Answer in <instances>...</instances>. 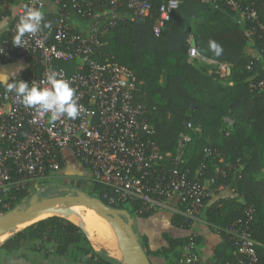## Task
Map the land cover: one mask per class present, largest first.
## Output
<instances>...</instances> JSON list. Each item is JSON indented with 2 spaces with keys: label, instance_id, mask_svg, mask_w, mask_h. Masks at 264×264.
I'll use <instances>...</instances> for the list:
<instances>
[{
  "label": "built area",
  "instance_id": "obj_1",
  "mask_svg": "<svg viewBox=\"0 0 264 264\" xmlns=\"http://www.w3.org/2000/svg\"><path fill=\"white\" fill-rule=\"evenodd\" d=\"M183 1L211 7L224 2L235 14V22L244 26L248 39L254 41L260 32L262 48H255L246 68L251 73L256 65L264 69V22L258 20L259 7L249 0H0V21L5 17V4L16 6L0 37V60L8 63L31 58L34 68L20 79L41 86L48 71L56 70L74 88L82 106L75 120L61 116L53 122L50 114L41 115L25 107L15 92L0 85V194L30 187L61 171L63 150L67 148L91 178L107 189L103 200L108 207L127 212L122 204H136V215L166 210L180 215L188 227L203 223L205 203L221 187L213 185V177H205L206 159H217L222 167H216V172L222 176L228 170L235 172L234 166L218 150L205 148V160L192 173L185 166V149L192 139L190 131H200V127L191 123L179 133L174 150L162 152L151 139L154 127L148 110L135 98L138 82L134 73L128 66L98 59L106 35L120 20L144 18L157 3L152 30L159 35ZM25 5L40 8L51 28L26 33L24 47H20L12 39ZM248 22L251 25L247 26ZM186 41L190 64L210 65L227 74L228 64L199 52L192 34ZM248 82L250 88L264 90V77L253 74ZM225 120L231 122L229 117ZM253 214L254 207L249 204L242 216L220 229L234 257L226 264H264L250 231ZM177 263L213 264L200 255L194 242L180 248Z\"/></svg>",
  "mask_w": 264,
  "mask_h": 264
},
{
  "label": "trees",
  "instance_id": "obj_2",
  "mask_svg": "<svg viewBox=\"0 0 264 264\" xmlns=\"http://www.w3.org/2000/svg\"><path fill=\"white\" fill-rule=\"evenodd\" d=\"M252 2L259 7L258 20L264 22L263 0H249V4ZM156 5L144 18L133 16L120 20L106 35L98 59L128 66L134 73L138 82L135 98L146 106L147 117L154 127L151 139L162 152L173 151L179 133L186 131L187 123H191L200 127V131H190L192 139L185 149V166L192 173L205 160V148L218 150L234 169L236 162L244 164L243 170H228L222 176L216 172V167H222L217 159H206L205 177H213V185L223 188L221 192L216 188L215 195L206 201L213 198L211 204L204 209L207 227L222 239L210 260L213 264L233 262L232 248L220 229L242 216L243 208L252 204L254 214L250 231L257 242V255L264 262V177L257 176L264 167V90L249 87L251 71L246 66L251 56L245 51L248 37L244 26L235 22V14L224 2L211 7L183 1L171 13L160 34L155 35L152 28L157 16ZM193 19L202 21L200 44L197 35L192 34ZM189 34L196 38L199 52L228 64L230 72L226 84L221 81L217 68L206 64L192 65L187 61L186 39ZM259 34L254 36L257 50L262 48ZM210 41L221 46L219 56L209 48ZM24 61L27 67L24 73H27L34 68V63L31 58ZM254 71L264 77V69L260 66L256 65ZM209 136L210 141L207 140ZM29 194V187L0 194V213L6 210L5 205L15 206ZM229 194L241 196L243 201L237 202L228 197ZM120 207L132 215L136 204H122ZM154 214L156 212H146L137 217ZM170 214L172 224L176 229L184 230L183 233L164 232L161 245L155 249L151 248L145 235L140 236V245L151 264H158V258L163 259L162 264H178L183 245L194 242L199 248L201 246L196 229L199 224L188 227L182 223L180 215ZM28 237L52 241L57 255L72 253L73 259L84 264H118L94 250L77 224L59 216L34 221L6 239L0 248L16 252Z\"/></svg>",
  "mask_w": 264,
  "mask_h": 264
},
{
  "label": "crops",
  "instance_id": "obj_3",
  "mask_svg": "<svg viewBox=\"0 0 264 264\" xmlns=\"http://www.w3.org/2000/svg\"><path fill=\"white\" fill-rule=\"evenodd\" d=\"M15 7L16 6L13 3L5 4V17L0 21V37L4 34L6 27L10 24L15 14ZM245 51L249 55L255 54L256 49L254 41L252 39L247 40ZM26 68V63L22 58L17 61L8 63L0 60V72L8 73L10 80L13 78V76L11 75L13 72L15 73V78L17 79H20L23 75L27 74L29 71L27 73H24ZM253 74L257 75L258 73L257 71H253L251 75ZM66 151L70 152L73 158V162L71 164L68 163L64 156V153ZM77 162L78 161L76 160L73 152L70 149L66 148L63 150L62 169H69L70 166H73V169H76V167L79 166L81 169L87 171L84 165L78 162L81 165L80 166L77 164ZM236 166L237 167H235V171L237 169L241 171L244 168V164L240 162H236ZM263 171L264 167L260 170V172ZM221 189L223 188L220 187L218 191L221 192ZM228 197L235 198L237 202L243 201L241 196H237L235 194H229ZM212 199L206 202L205 208L208 206V204H211ZM170 213L172 212L161 210L156 211V214L148 217H137L138 215L136 214L130 215V217L132 218V222L135 224V230L137 234H139V236L145 235L152 249L158 248L161 245L162 234L164 232H171L174 234H180L184 232V230L182 232V229H176V227L172 224ZM206 222L207 221L204 220L203 223L197 225L196 229L201 237V246L200 248L198 247L200 255L204 258L209 259L214 249L220 246L222 239L218 234L214 233L207 227ZM12 233L13 231H11L10 234ZM10 234H8L7 231L0 232V242L10 236ZM84 234L87 237L92 248L102 254V251L104 250L101 247L97 248L94 245L87 232H85ZM227 249L228 248H226V250ZM157 262L158 264H162L163 259L158 258ZM0 264H84V262L79 261V259H73L72 257H69L67 253L63 255H57L55 253V245L52 241H47L46 239L41 240L37 237H28L26 240L22 241L21 247L16 252H8L7 250L0 248Z\"/></svg>",
  "mask_w": 264,
  "mask_h": 264
},
{
  "label": "rangeland",
  "instance_id": "obj_4",
  "mask_svg": "<svg viewBox=\"0 0 264 264\" xmlns=\"http://www.w3.org/2000/svg\"><path fill=\"white\" fill-rule=\"evenodd\" d=\"M201 22L202 21H200L199 19H193L192 24H191L192 32H193L192 34L197 35V39L199 41V44L201 43V34L199 32ZM216 72L219 74L221 81L224 84H226L228 82V80H227L228 75L221 74V71L218 68H217ZM207 140L210 141L211 137L210 136L207 137ZM64 156H65V158L69 164H71L73 162V158H72L70 152L66 151L64 153ZM77 164L80 165L78 162H77ZM263 173H264V171L259 172L257 174V176L262 178V177H264ZM29 188H30V194L27 197H25L24 199L20 200L15 206H17V205H21V206L26 205L27 206L30 198L34 195L37 196V202L40 203V202H45L47 200H51V199H53L55 197H59V196L75 195V194H77L78 191L82 192L84 195H86L89 198L99 199V200H101V202H103V203L105 202L103 200V193L106 190H103V188H100V186L91 178L89 173L86 170L81 169L79 166L76 167V169L75 168L73 169V166H70V168L66 169V170L62 169L58 173L54 174L52 177H49L47 179L38 180L37 182H34L33 184H31V186ZM50 203L51 202H49L48 204H50ZM69 204H70V208H66L65 205H67V204H65V205H61V206L53 209V211L58 210V209L68 210L73 215V220H74L75 224H77V225L83 224L84 227H81L80 225H78L80 227V229L82 230V232H84V233L87 232V234H89V237L91 238L94 245L97 248L101 247L104 250V251H102L103 256L108 257L109 259H111L112 261H114L118 264H127L126 259L124 261L122 258L116 256L112 252V250L114 248V242L111 239V236H110L111 233L109 231V227L111 225V227L115 228V230H117L119 232L118 235H119L120 239L122 241H124L125 247L126 246L129 247V245H130V236H129L127 230L122 225H119L114 220V218H112L111 216L104 214V213H98L97 211H95L90 206L89 207L91 209L84 206L81 202H72ZM79 205H81L84 209L79 207ZM15 206L10 207L8 205H5L6 210L1 212L0 214L11 210ZM50 211L27 217L24 220V222L18 224L17 226L13 227L10 230H7L8 234H10L11 231H13V233L10 234V236H8L7 238H5L2 242H4L6 239L11 237L16 232L26 228L27 226L32 224L34 221H36V220L38 221V219L41 220V219H45V218H48L51 216H59V217L65 218L67 220H70L64 214H62V215L61 214H51V213H49ZM126 213L127 212H125V213L122 212L119 214L123 217V219L125 221L126 220L130 221L131 227H133L134 232L136 234V237L140 243V236H139V234H137V232L135 230V224L132 222V220H130L128 218ZM203 214H204V211L201 214V220L204 221L205 217ZM128 215H130V214H128ZM15 230H17V231H15ZM2 242H0V245L2 244ZM74 254H76V253H74ZM67 255L69 257L73 256L72 253L70 255L68 253ZM77 255H80V253L77 252ZM117 259H120L122 261H119Z\"/></svg>",
  "mask_w": 264,
  "mask_h": 264
},
{
  "label": "clouds",
  "instance_id": "obj_5",
  "mask_svg": "<svg viewBox=\"0 0 264 264\" xmlns=\"http://www.w3.org/2000/svg\"><path fill=\"white\" fill-rule=\"evenodd\" d=\"M45 28L50 29L51 23L45 21L43 11L25 5V12L17 22L16 35L12 43L24 47L23 37L26 33L34 34ZM209 48L217 56L222 53L221 46L214 41L209 42ZM11 75L13 78L10 80L8 73L0 72V85L8 92H15L25 107L34 109L41 115L50 114L53 122L61 116L75 120L81 114L82 106L78 104L74 88L56 70L48 71L43 86L17 79L14 72Z\"/></svg>",
  "mask_w": 264,
  "mask_h": 264
},
{
  "label": "water",
  "instance_id": "obj_6",
  "mask_svg": "<svg viewBox=\"0 0 264 264\" xmlns=\"http://www.w3.org/2000/svg\"><path fill=\"white\" fill-rule=\"evenodd\" d=\"M186 30H188V27L186 28ZM192 44L195 45L194 40L192 41ZM227 72L228 73L230 72L229 67L227 68ZM74 200L84 202L86 205L92 207L98 213H104L111 216L119 225H122L127 230L130 236V245L128 248L125 247L124 249V256L126 258L127 264H151L141 246L140 247L143 252V255L140 256L137 252H135V247L137 243L139 245L140 243L136 237L133 227H131V224L127 223L123 219V217L119 214L125 212L124 211L120 212L111 207H108L103 202H101V200L89 198L80 191H78L77 194L75 195L59 196L51 200H47L45 202H40V203L37 202L36 195L32 196L27 206L17 205L13 207L11 210L0 214V232L10 230L13 227L17 226L18 224L24 222L25 218L30 214L47 212L52 210L59 204L68 203ZM49 202L51 203L48 204ZM127 216L130 220H132V218L129 217L128 214ZM13 218L15 219V222H11ZM78 225L84 227L83 224H78Z\"/></svg>",
  "mask_w": 264,
  "mask_h": 264
},
{
  "label": "bare ground",
  "instance_id": "obj_7",
  "mask_svg": "<svg viewBox=\"0 0 264 264\" xmlns=\"http://www.w3.org/2000/svg\"><path fill=\"white\" fill-rule=\"evenodd\" d=\"M72 202H81V201H76V200H74V201H71V202H68V203H63V204H59V205H57L55 208H57V207H59V206H61V205H65V204H67V205H65V207L66 208H70V204L69 203H72ZM84 206H86V207H88V208H90L88 205H86L84 202H81ZM55 208H53V209H55ZM53 209L49 212V213H51V214H64V215H66L71 221H73L74 222V220H73V215L68 211V210H63V209H58V210H54L53 211ZM91 209V208H90ZM48 212V211H47ZM41 213H45V212H41ZM41 213H33V214H30V215H28L27 217H29V216H33V215H37V214H41ZM63 215V216H64ZM65 216V217H66ZM26 217V218H27ZM25 218V219H26ZM11 222H15V219L13 218L12 219V221ZM126 222L127 223H129L130 224V222L129 221H127L126 220ZM115 225V224H114ZM7 231V230H6ZM6 231H4V232H6ZM109 231H110V233H111V239H112V241L114 242V248H113V250H112V252H113V254H115L116 256H118V257H120V258H122L124 261H125V256H124V249H125V244H124V241H122L121 239H120V237H119V235H118V231L117 230H115V228H113V227H111V225H110V227H109ZM127 247V246H126ZM128 248V247H127ZM135 252H137L140 256H142L143 255V252H142V250H141V247H140V245L137 243V245H136V247H135Z\"/></svg>",
  "mask_w": 264,
  "mask_h": 264
},
{
  "label": "flooded vegetation",
  "instance_id": "obj_8",
  "mask_svg": "<svg viewBox=\"0 0 264 264\" xmlns=\"http://www.w3.org/2000/svg\"><path fill=\"white\" fill-rule=\"evenodd\" d=\"M78 207V206H77ZM79 207L83 208L81 205H79ZM84 209V208H83Z\"/></svg>",
  "mask_w": 264,
  "mask_h": 264
}]
</instances>
